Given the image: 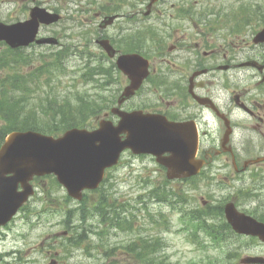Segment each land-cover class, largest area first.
I'll list each match as a JSON object with an SVG mask.
<instances>
[{
  "label": "flooded vegetation",
  "instance_id": "af4514ba",
  "mask_svg": "<svg viewBox=\"0 0 264 264\" xmlns=\"http://www.w3.org/2000/svg\"><path fill=\"white\" fill-rule=\"evenodd\" d=\"M14 1L15 16L7 14L0 21L27 20L37 5L63 12L52 4L54 0ZM74 1L82 14H96L95 26L89 31L84 20L74 27L62 26L67 17L62 14L58 23L41 24L38 38L53 36L62 41L67 29L76 30L81 38L92 32L102 65L112 67L115 73L113 79L102 74L108 83L106 93L111 90V81L123 87L130 83L118 66L120 55L139 52L148 58L149 75L126 101L141 99L144 104L133 103L125 109H144L189 123L199 136L198 158L204 165L198 175L177 181L206 184L210 194H217L226 181L230 184L228 200L264 222V41L257 40L264 28L262 6L250 5L247 0ZM103 39L114 46V57L102 46ZM2 42L3 48L10 49ZM40 44L36 40L16 50L31 53L34 67L39 48L56 47ZM244 189L246 202L252 198L256 206L241 204ZM239 236L264 246L257 236Z\"/></svg>",
  "mask_w": 264,
  "mask_h": 264
},
{
  "label": "rangeland",
  "instance_id": "374dc122",
  "mask_svg": "<svg viewBox=\"0 0 264 264\" xmlns=\"http://www.w3.org/2000/svg\"><path fill=\"white\" fill-rule=\"evenodd\" d=\"M47 2L46 0H42ZM235 2L237 0H230ZM248 3L264 4V0H247ZM56 7L62 9L67 15L66 20L61 24L68 27H74L80 20L87 22L89 31L95 26L96 14L76 12L79 8L74 0L65 3L64 0H54L52 2ZM16 3L14 0H0V17L7 14L15 16ZM57 29H62L57 28ZM75 39H79L76 30L68 29ZM78 31V30H77ZM93 49L98 48L93 45ZM2 49L0 45V50ZM44 50L39 48L38 51ZM29 53V52H26ZM31 54V53H29ZM70 70L78 69L77 65L81 61L73 57L70 61ZM27 67H23L25 70ZM9 69L0 71V78L4 77ZM59 82L43 86L42 91L47 89L50 95L52 91L63 94L71 89L73 77H61ZM118 86V85H116ZM123 85H121V88ZM34 95L32 102L41 99ZM144 104L143 100H135L126 104V107L132 104ZM152 104V101H150ZM108 182L104 186V191L110 198L118 200L123 204L122 215L129 216L133 221V226L129 227L127 223L124 228H105L104 240L101 235L94 230H99L98 219L89 217L86 230L79 227L78 232L69 231L68 237L71 240L77 238L79 232H83V237L78 244L66 245L70 243L63 236L62 232L68 230L66 223V210L74 209L78 211L80 202L76 200H66V189L55 182L52 177H43L34 181L37 188L35 196L29 202L26 211H20L14 220L8 224L0 234V264H48L53 258L59 260L58 264H136L133 256H127L123 250V245L130 241L139 240L140 237H147L150 240L161 237L164 244L160 248L162 256L168 255L172 262L180 261L186 263L196 258L207 255H221V250L210 246L208 250L198 248L188 239V232L183 230L184 223L180 220V212L173 209L168 203L158 201L153 197L154 187L163 186V174L158 168V163L152 156L139 157L126 153L122 162L117 168L109 172ZM225 181V179H223ZM216 193H212L215 203L224 201L230 192V186L226 181L222 183ZM168 189L173 188L179 192L186 191V197L189 206L202 205V196L208 197L210 190L206 184L199 186L197 190L187 183L172 182L168 184ZM101 192H90L89 202H95ZM247 190L244 189V196L240 198L243 205L248 197ZM246 203L256 206V201L251 199ZM245 205V204H244ZM243 205V206H244ZM39 213V215H38ZM166 219V221H164ZM117 245V248L106 253L109 247ZM232 247H236L233 245ZM264 251V246L249 244L240 250L239 257L247 253H257ZM239 260V259H238Z\"/></svg>",
  "mask_w": 264,
  "mask_h": 264
},
{
  "label": "water",
  "instance_id": "95a60500",
  "mask_svg": "<svg viewBox=\"0 0 264 264\" xmlns=\"http://www.w3.org/2000/svg\"><path fill=\"white\" fill-rule=\"evenodd\" d=\"M38 17L46 22L59 19L57 14L48 16L35 9L27 22L0 23V39H6L14 47L30 43L37 32ZM119 63L132 78L120 99L121 104L141 85L148 73V61L132 54L122 56ZM113 112L121 116L118 125L104 119L95 130L72 128L60 137L32 130L13 131L6 137L0 148V228L34 193L31 180L35 176L55 174L69 195L81 200L85 189L100 186L106 168L117 164L126 148L134 153L156 155L168 167L170 178L180 177L182 169L191 170L183 175L198 171V165L192 170L198 164L195 159L198 137L182 123L141 110L126 112L114 107ZM225 211L236 229L264 234V224L238 212L234 204H228ZM243 262L264 264V258L247 257Z\"/></svg>",
  "mask_w": 264,
  "mask_h": 264
},
{
  "label": "trees",
  "instance_id": "16d2710c",
  "mask_svg": "<svg viewBox=\"0 0 264 264\" xmlns=\"http://www.w3.org/2000/svg\"><path fill=\"white\" fill-rule=\"evenodd\" d=\"M74 48L67 47L53 53V60L42 61L38 69V87L42 89L45 83L50 85L54 82L62 80L70 74L73 78V88L66 90L63 94L53 91L54 95L47 94L45 100L40 102H29L30 93L35 91L33 85L36 84L35 73L30 72L25 75L19 71L21 64H27L28 60L25 56L16 54L15 51L7 50L0 54V70L8 67L11 71L6 76L0 78V146L5 136L13 130H37L53 135H60L66 129L73 126H93L98 116L106 109H109L115 102V94L102 95L100 93L89 92L79 85V80L85 82H97L96 74L99 73V67L94 62L88 64L87 57L93 54L87 53L83 49H78L73 53ZM73 53V54H72ZM70 57H77L83 60L82 66L75 71H68L67 65ZM43 77H45L43 79ZM58 95L62 96L59 97ZM102 186L99 198L95 202H89V193L85 194L78 211L76 208L66 210L68 227L78 232L79 227L84 226L90 216H98L99 226L101 229L96 231L104 240L105 228H124L127 223L129 227L133 225V221L122 215L123 205L119 204L117 199H111L109 194L104 191ZM155 197L160 201H168L173 203L176 193L173 189L167 190L164 187L157 188L153 191ZM66 200L70 201V197L66 196ZM220 217L219 222L227 223L223 218L222 204L210 206L205 211H195L190 218L185 219L186 222L195 226V229L205 228L209 223H215L209 217ZM101 224L103 226H101ZM197 225V226H196ZM210 232H214L216 240H219L223 230L210 228ZM83 237V232L77 234V238L71 241L69 245L78 244ZM116 246L109 247L106 253L116 249ZM149 246L146 237H141L137 241H132L123 246L128 254L133 255L136 264H181L172 263L170 261H161L154 254L148 255L147 248ZM105 264V263H102ZM192 264H222L219 261H196Z\"/></svg>",
  "mask_w": 264,
  "mask_h": 264
}]
</instances>
